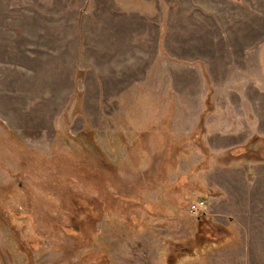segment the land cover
I'll return each instance as SVG.
<instances>
[{
  "label": "rangeland",
  "instance_id": "rangeland-1",
  "mask_svg": "<svg viewBox=\"0 0 264 264\" xmlns=\"http://www.w3.org/2000/svg\"><path fill=\"white\" fill-rule=\"evenodd\" d=\"M0 264H264V0H0Z\"/></svg>",
  "mask_w": 264,
  "mask_h": 264
},
{
  "label": "built area",
  "instance_id": "built-area-1",
  "mask_svg": "<svg viewBox=\"0 0 264 264\" xmlns=\"http://www.w3.org/2000/svg\"><path fill=\"white\" fill-rule=\"evenodd\" d=\"M201 206H204V202L202 200L198 201L197 204L192 203L190 205V208H192L193 211H197V210H199L201 208Z\"/></svg>",
  "mask_w": 264,
  "mask_h": 264
}]
</instances>
